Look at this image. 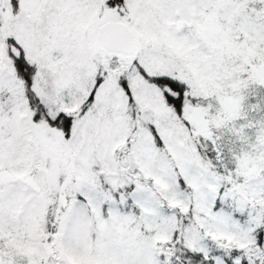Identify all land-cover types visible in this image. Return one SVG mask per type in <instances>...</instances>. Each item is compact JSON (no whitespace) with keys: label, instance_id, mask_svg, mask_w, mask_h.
Wrapping results in <instances>:
<instances>
[{"label":"snow or ice","instance_id":"snow-or-ice-1","mask_svg":"<svg viewBox=\"0 0 264 264\" xmlns=\"http://www.w3.org/2000/svg\"><path fill=\"white\" fill-rule=\"evenodd\" d=\"M0 264H264V0H0Z\"/></svg>","mask_w":264,"mask_h":264}]
</instances>
